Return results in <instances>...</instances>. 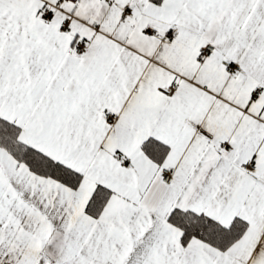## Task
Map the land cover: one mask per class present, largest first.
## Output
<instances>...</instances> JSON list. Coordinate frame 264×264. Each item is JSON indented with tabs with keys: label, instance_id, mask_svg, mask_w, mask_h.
Masks as SVG:
<instances>
[{
	"label": "snow or ice",
	"instance_id": "snow-or-ice-1",
	"mask_svg": "<svg viewBox=\"0 0 264 264\" xmlns=\"http://www.w3.org/2000/svg\"><path fill=\"white\" fill-rule=\"evenodd\" d=\"M0 264H264V0H0Z\"/></svg>",
	"mask_w": 264,
	"mask_h": 264
}]
</instances>
